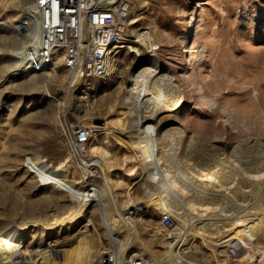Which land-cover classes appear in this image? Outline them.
Here are the masks:
<instances>
[{
    "label": "rangeland",
    "instance_id": "374dc122",
    "mask_svg": "<svg viewBox=\"0 0 264 264\" xmlns=\"http://www.w3.org/2000/svg\"><path fill=\"white\" fill-rule=\"evenodd\" d=\"M204 2L202 26L192 37L195 57L187 54L181 38L188 29L186 21L194 12L196 0H134L130 18L137 17L138 22L129 25L127 35L122 36V52L110 76L74 84L72 74L61 67L57 80L48 86L41 83L32 89H0V184L5 185H0L1 212L7 213L15 201L20 208L13 209L8 217L49 214L78 193L84 170L89 180L102 187L99 166L93 167L94 171H82L69 147L76 129H88L92 132L88 162L105 156L112 182L126 185L140 208L132 218L140 224L144 243L161 251L159 238L178 233L184 221L171 215L174 227L166 230L162 213L149 203L146 168L128 134L144 109L157 106L178 115L186 130L201 140L203 151L198 149L199 158L202 152L212 155L215 148L228 153L230 162L236 150L245 157L264 151V21L256 26L244 18L245 12L252 14L264 6V0ZM8 16L0 7V36L11 28ZM143 32L152 36L157 53L147 78L139 79L142 63L136 48L142 39L137 35ZM14 35L17 37V31ZM125 36L131 44L124 45ZM201 46L208 48V55L199 64L195 52ZM199 94L213 100L218 108L200 103ZM90 148L95 152L90 153ZM57 170L61 184L54 185L50 175ZM115 197L120 201L123 198L118 188ZM131 209L136 207L126 211ZM193 214L196 217L190 222L194 224L207 218ZM87 217L91 222L80 219L69 233L65 227L52 239L42 241L38 240L39 234L34 243L49 246L56 240L69 239L77 231H87L99 238L105 248L102 252L107 251L104 256L113 255L114 246L107 240L108 232L96 206L89 208ZM189 246L205 258L216 257L200 236L191 238ZM226 260L240 264L231 257L220 258L221 263ZM246 264H264V257L253 250Z\"/></svg>",
    "mask_w": 264,
    "mask_h": 264
},
{
    "label": "bare ground",
    "instance_id": "6f19581e",
    "mask_svg": "<svg viewBox=\"0 0 264 264\" xmlns=\"http://www.w3.org/2000/svg\"><path fill=\"white\" fill-rule=\"evenodd\" d=\"M205 4L204 0H196L194 12L186 21L188 29L181 41L189 56H194L192 37L195 30L202 26ZM0 7L9 13L11 23V28L0 36V45H3L0 49V89L6 91L12 86L18 90L32 89L41 83L48 86L55 82L64 62L62 54L37 73H29L20 62L26 43L14 33L23 22V16L17 19L14 16L25 12L29 5L20 0H0ZM261 9L264 6L255 9L252 14L245 12L244 18L256 26L262 25L264 12ZM129 18L130 11L124 22V34L129 25L138 22L137 17ZM137 36L142 39L135 47L141 57V79L149 75L157 47L149 33ZM123 40L124 45L132 43L127 36ZM195 54L197 63H203L208 48L201 46ZM117 56L112 62V73L116 71ZM81 80L82 76L72 75L74 84ZM201 94L200 103L218 108L213 100ZM181 120L172 111L153 106L140 113L130 128L133 130L128 133L146 168L145 188L149 203L162 215H174L184 221L178 233L159 238L161 251L144 243L140 224L132 218L140 208L129 196L126 185L112 182L103 154L104 157H95V162L87 164L94 168L98 165L101 169L102 187L89 180L84 170L78 193L49 214L28 213L8 217L20 208L15 201L7 213L0 211V264H103L107 251L102 252L105 248H102L99 238L87 231H77L69 239L56 240L49 246L34 243L39 234L40 241L52 239L65 227L69 233L71 226L80 219L91 222L87 215L92 206H96L101 223L108 232L107 240L114 246L112 264H229L227 260L226 263L220 262L224 256L246 264L253 250L264 257V151L245 157L244 153L236 150L232 154L234 161L230 162L228 153L215 148L212 155L202 152L201 159L197 157L198 149L203 151L201 140L188 132ZM94 152L95 149L90 148V153ZM198 158L201 159L199 163ZM50 181L54 185L61 184L58 170L51 173ZM116 188L123 195L121 201L115 197ZM133 206L136 207L131 209L133 216L127 219L130 210H126ZM193 213L204 214L207 218H199L200 223H191L196 217ZM231 217L232 220H227ZM197 236L216 253L214 259L205 258L196 248L189 246L191 238Z\"/></svg>",
    "mask_w": 264,
    "mask_h": 264
},
{
    "label": "built area",
    "instance_id": "2783aa9c",
    "mask_svg": "<svg viewBox=\"0 0 264 264\" xmlns=\"http://www.w3.org/2000/svg\"><path fill=\"white\" fill-rule=\"evenodd\" d=\"M20 1L29 5L17 27V36L26 43L20 62L29 73L42 72L62 54L61 67L72 75H80L83 80L108 76L115 56L122 52L124 22L134 0ZM90 138L88 129L78 128L69 140L72 158L82 171L95 170L87 165ZM129 212L127 219L133 216V210ZM162 225L166 230L173 229V217L163 215ZM113 261L114 256L108 255V264Z\"/></svg>",
    "mask_w": 264,
    "mask_h": 264
},
{
    "label": "water",
    "instance_id": "95a60500",
    "mask_svg": "<svg viewBox=\"0 0 264 264\" xmlns=\"http://www.w3.org/2000/svg\"><path fill=\"white\" fill-rule=\"evenodd\" d=\"M21 32H22V33H24V32H25V30H24V29H22V30H21ZM103 260H104V263H105V264H108V262H107V256H106V255L104 256V259H103Z\"/></svg>",
    "mask_w": 264,
    "mask_h": 264
},
{
    "label": "snow or ice",
    "instance_id": "6c2138e0",
    "mask_svg": "<svg viewBox=\"0 0 264 264\" xmlns=\"http://www.w3.org/2000/svg\"><path fill=\"white\" fill-rule=\"evenodd\" d=\"M41 3H43V0H41Z\"/></svg>",
    "mask_w": 264,
    "mask_h": 264
}]
</instances>
